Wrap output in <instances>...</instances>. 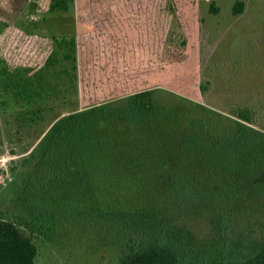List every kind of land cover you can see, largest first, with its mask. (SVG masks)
Here are the masks:
<instances>
[{
    "label": "rangeland",
    "instance_id": "rangeland-1",
    "mask_svg": "<svg viewBox=\"0 0 264 264\" xmlns=\"http://www.w3.org/2000/svg\"><path fill=\"white\" fill-rule=\"evenodd\" d=\"M210 1L0 0V219L31 234L36 264H116L123 250L107 231L19 203L40 140L60 116L155 88L170 103L182 100L176 104L188 115L198 109L193 102L205 105L218 132L239 106L251 110V125L264 129V0H242L238 14L231 11L236 0H214L217 12ZM161 177L118 189L123 203L189 207L171 193L180 184L172 189ZM261 186L236 199L230 223L236 237L248 232L256 245L264 237ZM206 211L178 217L195 239L213 228Z\"/></svg>",
    "mask_w": 264,
    "mask_h": 264
},
{
    "label": "trees",
    "instance_id": "trees-1",
    "mask_svg": "<svg viewBox=\"0 0 264 264\" xmlns=\"http://www.w3.org/2000/svg\"><path fill=\"white\" fill-rule=\"evenodd\" d=\"M209 4L217 12L214 0ZM243 7L236 0L231 11L238 14ZM199 89L206 91V84ZM159 95L165 98L144 88L60 116L40 140L19 203L119 238L123 250L116 264H264V237L256 245L248 232L236 237L230 226L236 199L264 183V129L251 125V110L239 106L218 132L205 105L193 102L198 109L188 115L176 104L182 100L170 103ZM179 165L184 167L177 170ZM154 176L172 189L179 183L171 193H180L189 207L123 203L128 188ZM203 209L215 221L208 236L195 239L178 217ZM36 255L31 234L1 218L0 264H36Z\"/></svg>",
    "mask_w": 264,
    "mask_h": 264
}]
</instances>
